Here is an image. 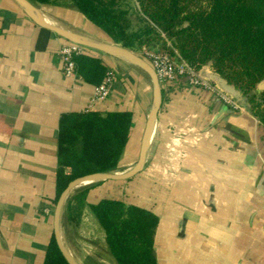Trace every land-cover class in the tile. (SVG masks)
<instances>
[{
	"label": "crops",
	"instance_id": "crops-1",
	"mask_svg": "<svg viewBox=\"0 0 264 264\" xmlns=\"http://www.w3.org/2000/svg\"><path fill=\"white\" fill-rule=\"evenodd\" d=\"M41 6L56 22L51 8H64ZM66 42L15 0H0V264H45L61 115L91 104L133 110L123 158L131 162L152 105L153 92L145 95L151 88L136 78L132 64L89 48L86 54L102 59L116 76L110 96L93 105L96 85L64 72L59 50ZM152 143L138 175L87 185H93L88 202L124 197L154 211L157 264H264V125L208 89L184 86L165 94ZM65 222L64 216V242ZM88 222L106 243L87 206L80 228ZM69 250L82 264L85 255Z\"/></svg>",
	"mask_w": 264,
	"mask_h": 264
},
{
	"label": "trees",
	"instance_id": "trees-1",
	"mask_svg": "<svg viewBox=\"0 0 264 264\" xmlns=\"http://www.w3.org/2000/svg\"><path fill=\"white\" fill-rule=\"evenodd\" d=\"M32 1L75 10L108 40L136 52L148 48L174 54L176 49L197 69L212 62L217 72L249 94V111L264 125V90L255 91L264 79V0ZM74 60L78 75L96 86L111 71L102 59L86 53L75 55ZM133 127L131 109L63 113L58 132L57 199L78 176L117 170ZM92 186L69 198L66 222L79 225L88 206L105 231L107 250L117 264H157L159 216L124 197L89 203ZM45 264H67L54 236Z\"/></svg>",
	"mask_w": 264,
	"mask_h": 264
},
{
	"label": "water",
	"instance_id": "water-1",
	"mask_svg": "<svg viewBox=\"0 0 264 264\" xmlns=\"http://www.w3.org/2000/svg\"><path fill=\"white\" fill-rule=\"evenodd\" d=\"M35 23L41 27L47 28L56 34L62 36L66 40L81 44L90 49H95L106 54L115 56L120 60L128 62L140 69H142L149 77L152 83L153 101L149 110V114L145 123L139 155L136 162L132 167L123 172L118 173L116 170L111 171H97L82 176H78L72 179L66 188L62 191L57 199V202L53 211V236L56 244L67 262V264H79L75 260V257L67 248L63 239V220L66 211V205L69 198L79 188L87 185L101 182V181H125L133 178L136 174L141 172L146 165L149 150L152 144V140L155 135L158 114L163 106L164 94L161 86L158 74L152 64L138 52L111 40L101 41L92 38L84 33L67 28L63 25H58L48 21L38 6V3L32 0H15ZM200 75L215 83L222 91L227 93L235 101H237L244 110H249V94H244L235 84L230 83L219 72H217L212 65V62H208L199 69ZM264 90V79L260 81L255 91L261 92Z\"/></svg>",
	"mask_w": 264,
	"mask_h": 264
},
{
	"label": "built area",
	"instance_id": "built-area-1",
	"mask_svg": "<svg viewBox=\"0 0 264 264\" xmlns=\"http://www.w3.org/2000/svg\"><path fill=\"white\" fill-rule=\"evenodd\" d=\"M88 50V47L69 40L60 48L59 56L64 64V72L67 76H79L76 72L74 57L77 54L86 53ZM142 54L155 68L165 94L184 86L203 87L216 93L234 108L244 110L237 101L222 91L215 83L203 78L199 73V69L180 56L176 49L175 53L171 54L165 50L144 48ZM115 77V72L111 70L107 73L103 82L96 86L93 105L96 102L106 100L110 96L115 84ZM90 108H92V104Z\"/></svg>",
	"mask_w": 264,
	"mask_h": 264
},
{
	"label": "rangeland",
	"instance_id": "rangeland-1",
	"mask_svg": "<svg viewBox=\"0 0 264 264\" xmlns=\"http://www.w3.org/2000/svg\"><path fill=\"white\" fill-rule=\"evenodd\" d=\"M38 6L42 8L40 4H38ZM51 9L53 10V15L59 24L67 28L76 30L78 32L85 31L87 22L79 13L72 11L70 9H67V8L52 7ZM84 33H87V32H84ZM98 37H99L98 39L101 41L108 40L106 38H101L100 36ZM138 53L142 55V52H138ZM133 73L136 76V78L138 79L141 78L142 80H144V83L149 84L151 88L150 89L151 92L147 90L145 91V95L147 93H150L151 95L152 83H151L150 77L142 69L136 66L133 67ZM138 86L140 87L139 82H138ZM144 127H145V124L140 129V132L138 135V147H137V150L134 156L131 157L132 161L129 162V160L126 161L124 159L121 162L119 168L117 169L119 170V172H123L124 169H126L127 165L129 164L133 165L136 162L138 155H139L140 144H141ZM129 180L115 181V182H126ZM107 181L109 182L111 180H107ZM81 188H84V187H81ZM81 188H79L78 190H80ZM96 223L99 226V228L102 230L97 220H96ZM84 228L81 229L79 225L67 224V222H65V242L67 246L69 247V249H71V251L77 253L78 255L79 254L85 255V257L81 260L82 264H114L112 261V258L107 252L106 243L104 242L103 237L101 236L100 230L97 227H95L91 222L90 223L88 222L87 226ZM113 260L115 264H117L114 258Z\"/></svg>",
	"mask_w": 264,
	"mask_h": 264
},
{
	"label": "bare ground",
	"instance_id": "bare-ground-1",
	"mask_svg": "<svg viewBox=\"0 0 264 264\" xmlns=\"http://www.w3.org/2000/svg\"><path fill=\"white\" fill-rule=\"evenodd\" d=\"M43 14L45 15V17H46V19L48 20V21H50V22H52V23H55V24H58V25H61V24H59L58 22H56L54 19H53V17L49 14V13H47V12H43ZM90 26H92V25H90ZM86 27H87V29H88V33H85L86 35H88V36H90V37H92V38H95V39H97V40H99L98 38V36H100L101 38H106L102 33H100V32H98L96 29H91L90 27H89V24L87 25L86 24ZM107 39V38H106ZM149 85V84H148ZM153 144V143H152ZM151 148V147H150ZM118 173H123V172H119V170H116Z\"/></svg>",
	"mask_w": 264,
	"mask_h": 264
}]
</instances>
